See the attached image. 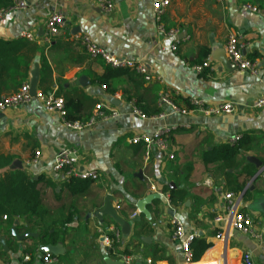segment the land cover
<instances>
[{"label":"crops","instance_id":"1","mask_svg":"<svg viewBox=\"0 0 264 264\" xmlns=\"http://www.w3.org/2000/svg\"><path fill=\"white\" fill-rule=\"evenodd\" d=\"M24 1L25 9L0 19V39H26L36 51L25 80L14 90L0 91V99L16 93L24 83L29 85L30 71L38 64L37 91L62 98L72 122L87 120L99 102L120 114L115 120L72 131L57 113L45 112L35 99L0 111V156L12 158L9 166L0 169V176L21 170L32 181H41L42 203L52 217L63 220L69 211L73 214L68 230L51 244L62 248L60 264H125L123 257L130 259L127 264H147V260L184 264L180 242L172 238V216L182 222L187 236L209 244L194 264H216L222 257L238 264L245 251L252 254L253 264H264V108L252 106L264 97V0H170L161 23L166 30H177L176 38L158 32L154 0H112L114 7L108 15L93 0ZM244 5L260 13L244 10ZM54 14L62 15L65 25L56 36L47 37L46 22ZM231 35H237L245 45L244 55L256 62V76L239 72L228 61L223 47ZM82 36L117 58L141 63L152 79L146 82L128 70L108 79L106 86L100 84L98 78L104 77L109 66L89 58L78 41ZM175 42L177 48L172 51ZM42 60L47 66L43 78ZM203 62L208 67L194 71ZM161 95L186 112L173 113L160 104ZM191 99L206 108L229 103L232 111L203 115L193 110ZM131 103L144 118L132 113ZM160 114L165 117L156 118ZM162 128L171 130L166 152L154 149L145 160L143 146L128 144L134 134L149 136ZM236 136L242 139V148L234 168L225 169L221 162L205 163L209 152ZM66 149L76 152L81 171L99 175L83 195L66 192L63 175L52 170L53 155ZM36 152L39 157L34 164ZM248 158L256 159L260 167ZM235 186L244 192L240 211L251 217L262 244L233 231L224 246L215 239L224 224L215 219L227 214L224 194L239 193L231 190ZM171 190L185 193L181 205L170 204ZM152 194L159 198L146 205L147 219L138 213L136 203ZM108 196L118 218L129 224L127 235L121 234L120 225L110 217H97ZM2 218L4 225L7 219ZM112 230L118 231L119 239L108 249L102 236ZM1 233L7 249L0 245V264H22L25 255L30 257L26 264H39V247L48 244L40 243L36 233L16 231L35 235L21 242L12 235V228L11 236Z\"/></svg>","mask_w":264,"mask_h":264},{"label":"built area","instance_id":"2","mask_svg":"<svg viewBox=\"0 0 264 264\" xmlns=\"http://www.w3.org/2000/svg\"><path fill=\"white\" fill-rule=\"evenodd\" d=\"M96 6L100 11L108 15L113 7L112 0H93ZM170 5V0H154L152 5V11L154 14V20L157 24L158 32L166 35L168 37L176 38L178 35L177 30L171 29L166 30L162 23L161 17L164 14L166 8ZM26 8V2L24 0H12V3L9 7L5 9H0V19L5 15L9 14L12 11H19ZM242 9L260 13L259 10L250 6L244 5ZM264 17V14H263ZM65 20L64 17L60 14L51 15L46 22V36H56L59 31L64 27ZM21 36L25 38H30V35L22 34ZM78 41L82 44L85 49V52L91 59H101L107 66L113 69H126L132 71L135 75L143 78L144 81L149 82L152 78L148 74V71L144 65L141 63H136L130 60L117 58L103 48L93 42L89 37L82 36L78 38ZM178 42H175L171 46L172 51H176ZM244 43L240 42L237 35H231L223 47V51L228 61L235 66L239 72L249 73L256 76L258 74L257 64L255 61L248 59L244 55ZM207 62H203L200 65L194 66L193 69L197 73H200L204 68L208 67ZM104 88V87H103ZM118 98V96H115ZM33 99L41 103L43 110L47 113H57L60 118L63 120L64 126L68 130L72 131H82L92 127L97 122H107L117 119L120 114L114 108L104 105L99 102L94 105L92 112L87 120L85 121H75L68 122L65 120V111H64V102L62 98L55 97L51 94H45L43 92H36L34 97H31L29 92L28 83L22 84L18 91L12 95L3 97L0 99V111H4L10 108H15L22 105L29 104ZM159 102L162 105L168 106L173 113L184 114L186 111L178 109L175 107L169 100L167 95H161L159 97ZM193 110L202 113L203 115H212V114H230L232 111V105L225 103L217 107L206 108L203 103L197 99L190 100ZM132 113L136 116L144 118L145 115L142 114L133 103ZM253 108L263 109L264 108V97H259L253 102ZM165 114L157 115L156 118H164ZM171 130L169 128L157 129L151 136H148L144 133L134 134L129 138V145H142L145 154V160H147L150 152L154 149L159 152H166L169 146ZM240 140L239 136L233 137L229 141V145H236ZM34 160L32 163H37V158L39 153L34 154ZM52 170L54 172L60 173L63 175L64 181L68 182L71 179L79 180H88V181H97L99 175L94 171H81L78 167V157L76 152L73 150H62L53 155L52 159ZM151 191H155V188L152 186ZM244 192L239 193H226L224 194L225 200V210L226 217L222 219L221 217L215 219L216 223L224 222L220 232L216 235V240L220 241L223 246L226 242V237H229V232H237L242 235L251 236L256 239L260 244H262V236L254 232L253 221L249 215H246L244 212L240 211V203L242 201ZM134 216V215H133ZM3 220H6V217L3 216ZM171 225L173 227L172 238L180 242V247L182 251L183 263L184 264H194L191 261V252L189 245L191 241L196 238L195 235L187 236L184 232V227L182 222L176 216H172ZM113 239L117 242L119 239V233L116 230H112ZM102 243L109 249L111 248L112 241L107 235L102 236ZM124 263L127 264L130 259L128 257H123ZM30 261V257L25 255L23 257V263L26 264ZM39 264H60L59 258L53 255H41L39 259ZM147 264H155L151 260H147ZM216 264H230L229 260H226L224 257L221 260L217 261ZM238 264H253L252 254L248 251H245L240 254Z\"/></svg>","mask_w":264,"mask_h":264},{"label":"trees","instance_id":"3","mask_svg":"<svg viewBox=\"0 0 264 264\" xmlns=\"http://www.w3.org/2000/svg\"><path fill=\"white\" fill-rule=\"evenodd\" d=\"M12 0H0V9L10 6ZM36 51V47L30 44L26 39H17L5 41L0 39V91L14 90L21 82L25 80L28 74L31 57ZM206 57V54L203 56ZM47 66L41 61V76L45 77ZM126 69L107 68L104 77L98 78L100 84L106 86L108 79H113L123 74H127ZM175 105V104H174ZM65 111V105H64ZM65 120L72 122L73 118L65 111ZM242 139L236 145H222L212 152H209V158L205 163L221 162L223 168L232 169L236 165V157L242 148ZM142 145H137L139 147ZM12 158L10 156H0V169L10 165ZM41 182V181H40ZM39 181H32L21 170H11L4 172L0 176V219L5 216L4 225L0 223L2 235L11 236V228L17 232H32L39 237L40 243L55 244L62 235L68 230V224L72 221L73 214L69 211L64 219L58 220L52 217L49 210L43 205L41 190L38 188ZM91 181L71 179L64 184L66 192L71 196H80L85 194ZM234 192H239L240 187L235 186ZM170 204L173 207L179 206L185 199L183 191H169ZM59 216H62L60 213ZM19 220L23 221L21 225ZM18 222L17 225H14ZM112 241V247L116 246V241L112 234H106ZM111 247V248H112ZM209 248L203 239L194 238L189 249L191 252V261L198 262L206 250Z\"/></svg>","mask_w":264,"mask_h":264},{"label":"water","instance_id":"4","mask_svg":"<svg viewBox=\"0 0 264 264\" xmlns=\"http://www.w3.org/2000/svg\"><path fill=\"white\" fill-rule=\"evenodd\" d=\"M39 82V69H38V64H34L32 70L30 71V81H29V92L31 97H34L36 95L37 92V85ZM250 163L254 164L257 168L260 167V163L254 159V158H248L247 159ZM140 178V175H138ZM170 189H173L174 186L172 184H169L168 186ZM158 195L157 194H152V195H148L147 197H145L144 199L138 201L136 203V208L139 214L144 215L147 219H150V215L148 214V211L146 210V205L148 203H150V201L154 200V199H158ZM171 215L173 214V211H170ZM102 216H108L110 217L114 223L120 225V230H121V234L123 235H127L129 233V224L126 222L121 221L115 210L112 207V198L110 196H108L105 199V203L104 206L102 208V210L100 212L97 213V217L100 219ZM12 235L19 241L21 242L22 240H24L27 237H35L34 234L32 233H26L23 235H18L16 233V230L14 228H12ZM0 245L2 246L3 250L6 251V243L4 238H0ZM39 251L42 255H53V256H60L62 254V248L60 247V245H44V246H40L39 247ZM111 264V263H108Z\"/></svg>","mask_w":264,"mask_h":264},{"label":"rangeland","instance_id":"5","mask_svg":"<svg viewBox=\"0 0 264 264\" xmlns=\"http://www.w3.org/2000/svg\"><path fill=\"white\" fill-rule=\"evenodd\" d=\"M149 136H151V135H149Z\"/></svg>","mask_w":264,"mask_h":264}]
</instances>
